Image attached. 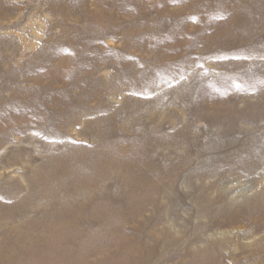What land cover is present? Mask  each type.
Segmentation results:
<instances>
[{
	"label": "rangeland",
	"instance_id": "374dc122",
	"mask_svg": "<svg viewBox=\"0 0 264 264\" xmlns=\"http://www.w3.org/2000/svg\"><path fill=\"white\" fill-rule=\"evenodd\" d=\"M0 264H264V0H0Z\"/></svg>",
	"mask_w": 264,
	"mask_h": 264
},
{
	"label": "bare ground",
	"instance_id": "6f19581e",
	"mask_svg": "<svg viewBox=\"0 0 264 264\" xmlns=\"http://www.w3.org/2000/svg\"><path fill=\"white\" fill-rule=\"evenodd\" d=\"M83 210H84V209H83ZM72 218H73V217H72ZM69 221H70V220H69ZM84 221H85V220H84ZM71 222H72V221H71ZM67 223H69V222H67ZM75 223H76V222H75ZM92 225H93V224H92ZM98 225H99V224H98ZM57 226H58V225H57ZM78 227H79V226H78ZM99 227H100V226H99ZM79 228H80V227H79ZM79 228H78V229H79ZM60 229H61V228H60ZM61 230H62V229H61ZM78 231H79V230H78ZM92 231H93V230H92ZM92 231H91V232H92ZM73 232H74V231H73ZM86 232H87V231H86ZM77 233H78V232H77ZM88 235H89V234H86L87 239H88ZM64 236H65V235H64ZM60 237H61V235H60ZM91 239H93V238H91ZM52 240H53V239H52ZM125 240H126V239H125ZM48 241H49V240H48ZM48 241H47V242H48ZM117 242H118V241H117ZM135 242H136V241H135ZM71 244H72V243H71ZM126 244H128V243H126ZM126 244H125V245H126ZM133 244H134V243H133ZM47 245H49V244H47ZM72 245H73V244H72ZM125 245H124V246H125ZM130 245H132V244H130ZM134 245H137V243L134 244ZM124 246H123V247H124ZM126 246H127V245H126ZM126 246H125V247H126ZM128 246H129V245H128ZM132 246H133V245H132ZM137 246H138V245H137ZM73 247H74V245H73ZM140 247H141V246H140ZM136 248H137V247H136ZM138 249H139V247H138ZM134 250H136V249L133 248V251H134ZM137 251H138V250H137ZM42 253H43V252H42ZM50 253H51V252H50ZM42 255H44V254H42ZM51 255H52V253H51Z\"/></svg>",
	"mask_w": 264,
	"mask_h": 264
}]
</instances>
